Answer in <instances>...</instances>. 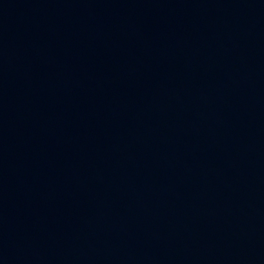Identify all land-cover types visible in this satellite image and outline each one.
<instances>
[{"label": "water", "instance_id": "obj_1", "mask_svg": "<svg viewBox=\"0 0 264 264\" xmlns=\"http://www.w3.org/2000/svg\"><path fill=\"white\" fill-rule=\"evenodd\" d=\"M0 264H264V0H0Z\"/></svg>", "mask_w": 264, "mask_h": 264}]
</instances>
